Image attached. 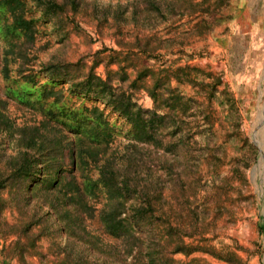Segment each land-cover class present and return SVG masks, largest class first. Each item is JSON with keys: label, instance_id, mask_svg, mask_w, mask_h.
<instances>
[{"label": "rangeland", "instance_id": "rangeland-1", "mask_svg": "<svg viewBox=\"0 0 264 264\" xmlns=\"http://www.w3.org/2000/svg\"><path fill=\"white\" fill-rule=\"evenodd\" d=\"M20 1L31 2L0 0V69L3 60L9 69L7 79L0 73V264H22L15 244L19 240L28 248L34 239H38L37 251L46 257L26 255L25 259L29 264H44L42 259L53 258L67 239L54 232L56 221L51 216L44 217L47 207L40 203L55 193L54 186L61 173L65 174L75 164L78 174L83 172L87 178H95L97 171L91 165L83 167L79 160L71 162L66 155V138L70 135L66 136L64 129L68 125L66 118L80 102L70 101L65 105L64 114L59 103L52 107L54 116L46 114L52 99H43L38 85L19 78L14 72L19 63L14 56L19 43L16 17L19 12L24 18L42 14L31 10L28 3L26 9L18 11ZM56 1H74L78 5H64L53 12L46 10L47 14L55 12L66 19L65 29H54L52 24L39 26L46 35L37 36L30 64L39 68L71 62L79 68L85 66L84 70L74 72V76H80L93 62L110 53L107 49L97 56V51L118 49L115 41L120 37L116 31L97 19L111 18L123 10L129 16L130 6L141 0ZM201 19L206 20L202 35H183V31ZM174 25L171 33L178 40L186 39V44L174 46L164 59L183 65L191 58L188 63L203 75L196 77L193 86H179L196 103L175 124L181 130L175 137L176 146H165L166 150L159 149L158 155L150 154L152 162L160 168L157 175L163 187L158 213L161 240L169 239V227L173 234L176 228L182 235L189 234L183 236V241L191 253L173 255L174 259L184 262L264 264V0H206L205 16L196 12L192 16L177 17ZM167 26L161 23L158 34L166 35ZM68 29L69 37H63ZM136 32L129 25L122 34L125 40H132ZM163 52L158 51L157 56ZM103 70L102 64L95 69L98 74ZM130 76L133 78L134 73L130 72ZM47 77L45 72L38 76L39 84ZM67 87L65 84L64 88ZM59 88V85L54 87ZM135 98L143 108L152 106L143 90L137 91ZM84 103L91 109V100ZM96 104L103 108L100 102ZM81 109L75 110L78 120L82 117ZM106 117L116 130L112 133L108 154L113 152L120 157L128 143L123 133L125 127L120 126L121 120L112 124L117 119L115 114ZM36 132L43 138L41 143L34 138ZM87 134H90L88 127L81 126L80 136ZM164 140V143L170 141ZM143 147L151 151L154 148L153 145ZM38 149H43V153ZM142 153L146 155L143 150ZM166 159L176 162L175 187L171 190L163 183L167 178L163 168ZM190 165H197L200 171L193 172ZM41 175L43 182L36 184ZM184 181L188 185L186 191L181 189ZM59 190L60 200L64 190ZM88 190V197L95 199L93 191ZM26 211L36 223L31 235L24 232L26 223L19 221L26 218Z\"/></svg>", "mask_w": 264, "mask_h": 264}, {"label": "trees", "instance_id": "trees-1", "mask_svg": "<svg viewBox=\"0 0 264 264\" xmlns=\"http://www.w3.org/2000/svg\"><path fill=\"white\" fill-rule=\"evenodd\" d=\"M30 1V3L18 2V11L26 9L28 3L31 10L41 11L42 14L37 18L32 16L24 18L23 13L19 12V17H16L19 43L14 56L19 63L14 72L19 78L32 85H38L39 90L44 94L43 99H52L46 107V114L54 116L52 107L59 103L63 105L60 108L64 114L66 104L70 101L73 104L80 102L66 118L68 125L64 129L67 131L66 136L70 134L66 138L68 146L66 155L71 162L79 160L83 167L91 165L92 170L97 171L95 178L92 176L87 178L83 172L78 174L75 164V167H71L65 174L61 173L60 179L54 186L55 193L44 198L40 203V206L47 207L44 217L51 216L56 221L57 228L54 232L58 237L67 239L64 247H58L59 251L53 258L42 259L44 260L42 262L44 264H193L194 260L184 262L173 258L177 253L185 256L191 253L183 241V236L189 234L182 235L178 228L173 234L172 228L169 227V239L161 240L158 213L163 187H161L162 180L157 175L160 168L158 164L152 162L150 154L155 152V155H158L159 149L176 146L175 137L181 130L175 124L181 121L180 116H184L191 105L196 103L193 97L181 92L179 86L185 84L193 86L196 77L202 73L188 63L191 58L183 65H177L175 61L164 59V56L170 54L174 46L182 47L186 44L184 43L186 39L178 40V36L171 33L175 19L184 15L192 16L196 12L205 16L206 0H141L130 6L132 10L129 16H126L127 12L123 10V13L112 14L111 18H98V22L114 29L120 37L115 41L118 49L105 48L97 51V56L107 49L110 53L101 60L93 62L88 71L80 75L81 77L74 76V72L84 70L85 66L79 68L71 62H62L37 68L30 64L29 59L36 50L37 36L46 35L39 26L52 24L54 29L60 28V31L65 29L66 19L54 14L55 12L47 14L46 10L53 12L69 4L76 7L78 3L74 1L61 3L56 0ZM163 22L168 24V30L166 35H159L157 28ZM129 25L136 28L137 32L132 40H125V35L122 33ZM174 27L176 30L175 25ZM205 27L206 20L201 19L192 28L183 31V35H202L204 33L202 29ZM65 31L63 37L68 38L70 31L69 29ZM123 48L126 49L125 53ZM161 50L164 52L157 56L158 51ZM4 62L5 60L2 62L0 73L7 79L9 69ZM101 64L104 70L102 74H98L95 69ZM112 65H116V68H112ZM44 72L49 77L39 84L38 76ZM130 72L134 73L133 78ZM60 75L62 76L58 79ZM173 82L176 83L175 86ZM65 84H68L67 88H64ZM56 85L61 88L54 89ZM140 90L145 91L149 96L152 102L150 108H143L138 104L135 94ZM85 100L92 101L91 109H87ZM98 102L103 104L102 109L96 104ZM79 108H82L80 120L75 113ZM107 109L108 113L105 114ZM108 114L117 116L113 125L121 120L120 126L125 127L123 133L128 143L124 146L120 157L113 152L108 154L112 133L116 131L106 117ZM81 126L89 129L90 134L86 137L80 136ZM34 138L40 143L43 141L41 136H37V132ZM166 138L170 141L164 143ZM54 139L53 137L49 141L52 142ZM147 144L154 146L153 151L143 147L145 145L148 147ZM139 145L141 147L137 148ZM38 151L42 154L44 150L38 149ZM165 164L163 168L166 170L167 178L163 183H166L164 185L171 190L175 187L176 179L173 175L176 174L174 173L176 162L166 159ZM190 168L195 173L200 171L197 165H190ZM43 179L41 175L36 180V184H41ZM20 181L21 179L19 183ZM181 186L184 191L188 188L185 181ZM60 188L64 190V194L59 200L60 190H57ZM87 190L93 191L92 195L95 199L88 197ZM2 201L6 202L4 199ZM25 213L26 218L19 221L26 223L24 232L27 234L36 223L33 222V218L28 217L27 211ZM37 240L34 239L33 244L28 248L19 240L15 244L22 264H29L25 259L26 255L46 257L37 251Z\"/></svg>", "mask_w": 264, "mask_h": 264}]
</instances>
